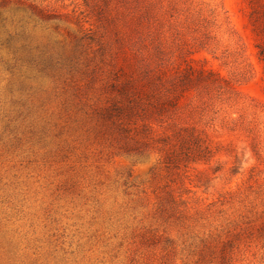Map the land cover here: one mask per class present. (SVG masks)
<instances>
[{"label":"rangeland","instance_id":"374dc122","mask_svg":"<svg viewBox=\"0 0 264 264\" xmlns=\"http://www.w3.org/2000/svg\"><path fill=\"white\" fill-rule=\"evenodd\" d=\"M0 264H264V0H0Z\"/></svg>","mask_w":264,"mask_h":264}]
</instances>
